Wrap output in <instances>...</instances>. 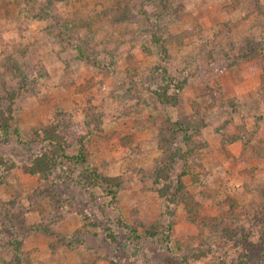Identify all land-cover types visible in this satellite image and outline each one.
<instances>
[{
    "label": "rangeland",
    "instance_id": "obj_1",
    "mask_svg": "<svg viewBox=\"0 0 264 264\" xmlns=\"http://www.w3.org/2000/svg\"><path fill=\"white\" fill-rule=\"evenodd\" d=\"M1 115L0 264H264V0H0Z\"/></svg>",
    "mask_w": 264,
    "mask_h": 264
},
{
    "label": "trees",
    "instance_id": "obj_2",
    "mask_svg": "<svg viewBox=\"0 0 264 264\" xmlns=\"http://www.w3.org/2000/svg\"><path fill=\"white\" fill-rule=\"evenodd\" d=\"M81 51V50H80ZM79 51V53H81ZM263 52V50H262ZM175 87L174 94L168 96L166 90L163 92H156L157 98L161 103L174 105L178 100V92L181 89L182 82L177 81L173 82ZM176 130L180 131L183 137V140L188 144L190 142L191 134H188L186 128H183L180 122H175ZM10 126L8 122L4 119V116H0V132L4 135L8 133ZM15 132L18 134V130L15 129ZM33 140H39L46 143V147L40 152L29 165H26L23 169L25 172L32 175H48L53 168L57 166H62L65 162L84 163L85 155L83 153L84 149L80 148V151L76 155H69L66 152L67 146L65 140L57 132L54 126H44L40 133L37 131L33 135ZM82 179L93 188L99 190H105L111 199H115L118 189L119 182L116 177H105L101 176L95 169L89 168L87 166L85 172L81 175ZM179 185L181 186L180 182ZM134 233L135 231L130 228ZM147 234H154V232L147 231ZM107 237L113 239L111 233L107 234Z\"/></svg>",
    "mask_w": 264,
    "mask_h": 264
}]
</instances>
